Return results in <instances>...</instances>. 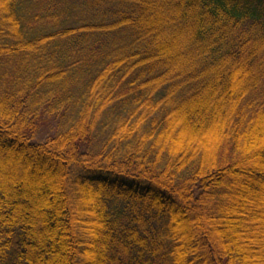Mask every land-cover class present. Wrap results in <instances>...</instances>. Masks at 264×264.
Segmentation results:
<instances>
[{"label":"trees","instance_id":"trees-1","mask_svg":"<svg viewBox=\"0 0 264 264\" xmlns=\"http://www.w3.org/2000/svg\"><path fill=\"white\" fill-rule=\"evenodd\" d=\"M263 189L264 0H0V264H264Z\"/></svg>","mask_w":264,"mask_h":264},{"label":"rangeland","instance_id":"rangeland-1","mask_svg":"<svg viewBox=\"0 0 264 264\" xmlns=\"http://www.w3.org/2000/svg\"><path fill=\"white\" fill-rule=\"evenodd\" d=\"M42 118L39 121V133L38 138H35V142H42L47 138L48 136L52 135L55 130L54 129V122H56V119H53L52 117H49L46 114L41 115ZM264 190V189H263ZM264 194V192H263Z\"/></svg>","mask_w":264,"mask_h":264}]
</instances>
